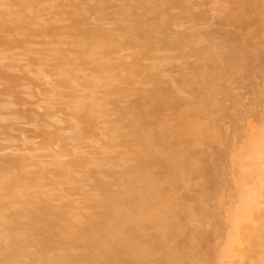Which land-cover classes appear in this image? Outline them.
<instances>
[{"label":"rangeland","instance_id":"obj_1","mask_svg":"<svg viewBox=\"0 0 264 264\" xmlns=\"http://www.w3.org/2000/svg\"><path fill=\"white\" fill-rule=\"evenodd\" d=\"M78 1H81L80 13H85L83 24L87 26V29L90 27L91 30H94L98 27L108 32L110 36L111 34L115 35V40L113 38L109 44L104 43V37L97 39L100 45H105L103 48L105 50L96 47L97 49L93 50L95 54H93L91 49L95 43L93 45L90 43L93 41V36L89 37V33L83 35L84 27L74 28L71 12L76 11L75 15H80L76 8ZM153 1L151 0V3L149 1L148 5L151 6L153 3L154 6L151 8L153 7L155 10L153 12L151 9L149 14L152 12V19L159 23L161 28L168 29L170 39L177 38L181 33L194 34L199 30H208L212 32L211 37L205 39L200 36L205 51L226 52L231 45L226 38V33H243L248 38L247 48L253 52L245 64L244 70L226 69L223 67L222 60L210 62V66L206 68L212 74L209 88L214 92L215 106H219L221 109L205 110L200 114L197 112L198 117L196 115L194 120H200L203 122L202 126L206 123L211 128L212 124L216 123L220 128V130L218 128L219 134L212 128L215 137L212 138L213 134H211L212 139L208 138L209 132L206 131L207 139L200 138L199 140V137L192 132L179 131L188 147L186 149H189V152L192 151L191 153L194 152L196 160L199 162L201 157L202 161L206 162L208 167L210 166L209 170L216 178V180L214 179L215 187L209 181L208 183L211 185L205 186L208 177H205L207 175L204 174L208 171H198L199 165L196 167L197 172L194 170V174L191 173L190 176L188 173L187 175L184 172L181 173L180 177L185 176L184 180L187 183L185 181L184 184L183 181L178 182L177 191L175 190L176 198L178 196L181 199L178 202L185 203L184 205L190 204L191 206L195 204L194 199H197V196L198 198L202 196L199 198L202 204L201 201L198 202V205L201 204V208H197L198 210L203 209L201 211L204 217L201 216V211V213L198 211L200 214H197L200 215L198 220L202 222L195 221L194 216V219L192 218L193 226L186 227L191 229L185 230L184 228L183 230L187 234L177 235L178 232H174L176 238L178 237L177 245L184 247L187 244V246L191 245L189 248L192 251H190L197 257L199 253L203 254L201 250L204 252V249L207 251L212 248L220 250L223 247L225 237L222 232L223 228H226L223 208L233 201L231 196L233 194L232 172H234V166L230 155L238 149L249 127L251 125L258 126L264 117V0H255V3L259 4V10L256 13L258 23L247 28L220 20L222 8L229 4L228 0H174V3L171 0ZM95 2H100V0H29L30 4H26L23 8L17 5L0 4V10L4 14L1 18L8 22L7 30L1 33L3 41L0 42V176L10 178L8 180H13V177L17 176V179L14 177L11 189L4 190L0 187V238L3 236V232L8 230L5 228L9 225L10 216L12 217L13 212L19 207L21 208L20 200L24 204L22 200L25 199L23 194L26 192L35 194L30 203L41 202L42 199H45L47 204L49 203V209L45 212L47 217L50 216L49 220L52 221L53 218L55 221L56 217H60L62 214V217L57 220L59 225L66 226V222H69L70 225L74 227L77 225L78 228L81 226L83 217L86 218L88 215L87 218H89L91 216L89 214L98 220L100 217H95V214L103 211L101 210L102 206H99L100 201L102 202V199L107 195L106 192L122 187L123 183H120L121 179L119 180L118 177L122 176L123 180H126L127 176L123 172L129 166L128 164L134 163L133 158L130 159L133 155L129 156L131 152L127 150L130 146L127 147L121 142L124 139L128 143L132 136L128 135L126 138L120 135L121 132L127 131L128 119L130 120L129 115L120 113V105L129 104L130 96L133 98L134 95H137L135 92L144 88L142 79L148 70L152 73L157 72L162 78L171 77L178 81L182 73L197 68L199 65L198 58L193 54L182 59L177 51L159 48V46L157 48L154 44L145 46L146 42L142 46L145 48L139 50L141 48L139 45H131L125 39L120 38L117 21L121 17L126 16L127 18L134 12V15L138 14L145 18L138 0H107L102 4ZM91 5H98L97 10L90 9ZM149 14L148 17H150ZM82 48L84 51L85 48L87 49V55ZM89 50L92 51L91 54H89ZM188 50L189 48L185 47L183 51L188 52ZM101 61L112 63L110 64L113 65L110 79L108 78L110 75L108 76L106 73L104 77L101 71L95 72L94 66ZM218 68H222L220 72H217ZM106 76H108L107 80H105ZM96 77L98 80L100 77L103 78L102 83H96ZM116 86L119 87L120 93H117ZM111 89L116 94H113ZM127 90L135 94L129 96ZM179 93L189 98L190 93L187 90H180ZM113 98L114 102L115 99L119 101V106L112 103ZM81 105L82 108H79ZM76 106L79 108L78 110L75 108ZM86 108L89 109V112L93 111L90 116L92 117L91 123L88 122V126L90 124L88 129L85 120L82 121L76 117L77 114H80L79 110L83 112V109L86 110ZM163 116L166 117L164 119H166L168 128L173 131L174 128L172 129L169 125L177 126V122L175 123L177 119L174 120L177 117L176 112L165 110ZM77 131H79L78 137ZM75 134L76 136H73ZM217 135L219 138L215 139ZM167 136L169 138L168 134L166 138ZM228 141L230 142L229 146ZM227 150L229 155H225ZM76 158L79 159V162L76 161L75 164ZM204 182L205 184H203ZM98 183H103L105 190H101V187L99 189ZM186 184L189 186L185 188ZM214 190L215 194L213 195ZM205 192L208 195L211 193L213 196L208 197ZM176 198L174 200L177 202ZM174 200L173 202H175ZM176 202L167 205H179ZM30 203L25 202L27 205L24 204V208L33 209L31 206L34 203L32 205ZM35 205H39V203ZM52 208L58 210L60 214L50 210ZM214 209L219 210L216 211V214L219 212L217 218H215L216 214L210 212ZM50 211L53 212V216H56L55 219L49 213ZM177 211L184 215V212L179 211V206H177ZM208 212L211 214L208 215ZM191 221L189 220L190 223ZM64 223L66 224L64 225ZM88 225L86 222L84 226H81V230ZM77 228L75 227V229ZM221 229H223L222 232ZM201 230L205 232L203 234L205 238L199 234L202 233ZM10 231L15 232L21 238L26 236L25 228L20 225H16ZM188 237H194L193 240L200 238L194 242ZM143 238H146L145 235ZM175 239L172 243L174 246H176ZM79 240L76 239L69 244L81 250L83 241L80 243ZM170 244L171 242H168L169 246H173ZM205 244L206 246L208 244L209 248H205ZM179 245L177 246L179 250L177 257H180L178 259L182 263L179 260L177 263L186 264L189 262V259L188 262H186L187 258L185 259L190 254H187L189 250L185 252L186 249L184 248V251ZM214 245L216 246L214 247ZM34 246H26L25 251L29 253V256L24 253L25 251L23 252L25 255H19L21 263L28 261L26 263L29 264L35 260V264H45L42 263L41 252L36 253L38 248ZM253 247L255 249L254 245L252 249ZM198 249H201V252ZM159 253H155L154 259L164 262L163 256L159 258V255H156ZM253 253L256 254L254 250L246 251L244 260H250ZM31 255H34L32 258H38L29 261ZM205 255V258H208L207 254ZM199 256L197 258L200 259L201 255ZM216 258L218 260L220 257ZM214 260V264L220 263L216 259ZM199 261V264H203L201 260ZM154 264L156 263L154 262ZM221 264L223 263L221 262Z\"/></svg>","mask_w":264,"mask_h":264},{"label":"bare ground","instance_id":"obj_2","mask_svg":"<svg viewBox=\"0 0 264 264\" xmlns=\"http://www.w3.org/2000/svg\"><path fill=\"white\" fill-rule=\"evenodd\" d=\"M1 1L2 0H0V4L17 5L20 6V8L25 7L26 4H30L29 0ZM138 1L139 5L142 6V12H144L143 16H145V18H142V16H139L138 14L134 15V12H132L133 15L131 13L127 18L126 16H123L118 21L116 20L118 23L117 28L120 32V38L123 40L125 39V41L131 45H139L141 47L139 50L145 48L147 44H154L157 48L159 46V48L177 51L182 59H185L189 54H193L199 60L198 67L191 69L186 73H182L181 78L178 81L171 77L162 78L159 74H157V72H155L156 74L153 72V74L148 70L145 72L146 74L142 79L144 88L142 87L139 92H135L137 95H134L132 98L130 95L135 93L130 90L126 91L127 95H129L131 99L129 100V104L126 106L120 105L119 110L121 114L123 113L122 115H129V129L127 127V131L125 130L121 132L122 134L120 133V135L122 137L125 136L126 138L128 135L132 136L130 137L131 139L128 143L122 138L121 139L123 141L121 140V142L127 147L130 146V149L128 148L127 150L131 152L129 156L133 155L130 159L133 158L134 163L132 164L129 160V163L131 162L132 165L128 164L129 166H127L123 172L124 175L127 176L126 180H123L122 176L118 177L119 180H123L122 182L120 180V183H123L121 184L122 187L120 186V189L115 191H109L110 194L109 192H106L107 195H105L102 199V202L100 201V204L98 203L99 206H102L101 210H103L102 213L97 215L95 214V217H100L98 220H95L96 218H92V214H89V216L91 215L89 218H87L88 215H85L86 218L83 217L80 225L84 226L86 222L89 225L82 230L81 226L77 228V225H75L78 229L77 230L74 226L70 225L71 223L69 222H66L67 224L64 223L66 226H62L63 224L59 225L57 220L62 217V214H60L58 210H53L52 208L50 210H53V212L57 211L60 214V217L53 216V212L50 211L49 213L54 217V219L56 217V220L54 221L53 218L52 221L49 220L50 216L47 217V213H45L49 209V203L47 204L45 199H42L41 202L30 203V201L35 197V194L34 192H26V194H23L25 199L22 201H24V204L26 202L27 204L30 203V205L34 203V205L31 206L33 209L29 210L27 207L24 208V204H22L20 200L21 203L19 202V204L21 208L19 207L18 210H15L12 217L10 216L11 220L9 218V225L5 228L8 230H3L5 232H3V236L0 238V264H24L28 262L26 261L21 263L19 261V255L26 254L29 256V253H26L25 251L27 245L37 246L38 249L36 253L41 252L43 259L42 263L45 264H154V262L158 264L163 262V260L154 259L155 253L158 252L160 253L156 255H159V258L160 256H163L165 260L162 264L182 263V261L178 259L180 257H177V252L179 251L177 246L179 244L177 245L178 237L176 238L175 233L178 232L177 235L181 233L184 234V228L185 230H190L191 228L186 227L193 226L192 222L194 220L200 221L198 220V216L200 215L197 214L203 209H197L201 208L200 205L202 204V201L199 198L202 196L199 198L197 196V199H194L195 204H192L191 206L190 204H187L188 208L187 205H184L185 203L180 204L178 202L181 201V199H179L178 196L176 198V186L179 185L178 182L180 181H183V184L184 181L187 183L186 180H184L185 176L180 177V175L184 172L185 175L188 173L190 176L194 170L197 172L196 167L200 165V169H198V171L201 170V172H204L206 170L209 172L204 174L207 175L205 177H208L207 181L205 180L207 185L205 182L203 183L205 186L213 184L212 186L215 187L214 184L216 178H214L213 174H211L212 172L209 170L211 169L210 166L208 167V164H205L206 162H203L201 157L199 162V160H196L194 152L191 153L192 151L189 152L190 150L186 149L188 147L185 144V140L181 137L180 132H192L199 137V140L200 138H204V140H206L208 136V138L212 139L216 136L214 135V131L212 129L214 128L218 131L219 126L216 123L212 124L211 128V126L206 123L202 126L203 122L200 120H194L196 115L200 114L202 111L221 109L219 106H215L216 100L214 98V92L209 88V82L212 78V74L206 68L210 66V62L214 63L216 60H222L224 62L223 67L226 69L244 70L245 64L253 55V52L249 51L247 48L246 44L248 38L243 33H226V38L231 43L229 50L226 52H221L219 50L214 52L205 51L200 36L205 39L211 37L212 32L208 30H199L194 34L181 33L177 38L170 39L168 29L161 28L159 23L152 19V12L149 14L151 9L153 12L155 10L153 7L151 8V6H154L153 3L151 6L148 5L151 3V0H149L150 3L148 0ZM78 2L76 4V8L79 11L77 13L80 15L76 16V11H74L75 13L71 12L72 15L70 14L72 16L71 19L73 21L74 28L77 29V27H84V30L82 31L84 33L83 35L89 33V37L93 36V41L90 43L92 45L95 43V46L91 49L92 51L96 47L105 50L103 49L105 45H100L97 42V39H102L104 37V43L106 42V44H109L113 38L115 40V35L111 34L110 36L108 32L98 27L94 30H91L90 27L87 29V26L83 24L85 13H80L79 9L81 8V1ZM103 2L105 3L107 0H100V2L95 3L102 4ZM171 2L174 3L175 1L171 0ZM228 3L230 5L227 4L222 8V14L220 16L221 21L234 23L241 28H247L258 23L256 13L259 10V4H257V2L255 3V0H228ZM97 8L98 5H91L90 9H94L96 11ZM81 14H83V16H81ZM148 14L150 17H148ZM2 15L4 16L3 12L0 10V18ZM7 23L6 19H0V42L3 41L1 33L8 28ZM81 43L84 48L83 40ZM143 43L145 44L144 47H142L144 45ZM96 44L98 45L96 46ZM185 47L189 48L188 52L183 51ZM86 51L87 49L85 48L84 52L87 55L88 52ZM92 51L89 50V54H91ZM94 51L93 54H95ZM84 52L83 54H85ZM254 53L259 54L258 52ZM110 64L112 63H108L106 61L98 62V65L96 64L97 66H94V70L96 69L95 72L101 71L104 74V77L106 74L108 76L110 75L109 77L106 76L105 80H107V77L110 79V71L113 68V65L111 66ZM222 68H218L217 72H220ZM98 77L95 79L96 83H100L103 80L101 77L98 80ZM113 88L115 91V87ZM118 88L119 87L116 86L117 93H120L121 91L120 89L118 90ZM180 90H187L190 93L188 96L189 98H186L187 96L185 97L180 95ZM114 91L112 90L113 94L116 92ZM116 100L117 99H115L114 102L113 98V101H111L112 103L114 102V105L119 106V101L117 100L116 102ZM77 106L75 108H77ZM79 108H82V105ZM79 108H77V110ZM84 109L83 112H80L79 110L78 113L80 114H77L78 116L76 115V117L79 118V120H85L84 122L86 123V128L88 129L90 126V124L88 126V122L91 123L92 117L90 116L93 111L91 112L90 110L89 112L88 108H86V110ZM95 110L97 109L95 108ZM165 110H173L176 112L177 117L175 116L176 118L174 120L177 119L175 121V123L177 122V126L173 127L174 125H169L172 129L174 128L173 131H170L166 119H164L166 118L163 116ZM205 126L206 128L209 126V128L206 129ZM206 131L207 133L209 132L210 135L208 133L207 136L205 134ZM78 132L79 131H77V137L79 135ZM219 132L220 131H218L217 134H219ZM167 134L169 135V138L168 136L166 138ZM211 134H213L212 138ZM73 136H76V134ZM73 138L75 139L76 137ZM218 138L219 135H217V138L215 139ZM227 144L229 146L230 142L228 141ZM227 154L229 155L228 150L225 151V155ZM202 158L204 159V157ZM230 158L234 166V172H232L233 194L231 196L233 201L226 206L221 205L222 207H225L223 209L225 212L226 222V228H223V232V229H221V232L225 237H223V247L220 250L214 248L215 251L213 248L207 251L203 247L205 252L198 249L199 252L202 251L203 254H207L209 258H205V254L203 255L202 253H199V255H201V258L199 259L197 258L199 255L196 257L195 254L191 253V245L187 246V244V247L179 245L180 248H183V250L184 248L186 249V251L184 250L185 252L189 250V252H187V254L190 253L188 254L189 258L187 254H180L182 256L187 255L185 259L187 258L186 262H188L189 259V262L186 264H199V260H201L203 264H214V259L220 262L219 264H221V262L223 264H264V117L258 126L251 125L249 127V130L243 137L240 146L230 155ZM76 161L78 163L79 159L76 158L74 160L75 164ZM201 163L202 166L205 164L204 166L208 168L204 166L203 168ZM14 177L13 180H8L10 178L7 179L6 177L0 176V187L4 190L11 189ZM182 178L183 180H181ZM208 181L211 184H209ZM174 184L175 187H173ZM188 184L185 185V188L186 186H189ZM98 185L99 189L101 187V190H105L103 183H98ZM180 187L182 188V186ZM200 194L202 195V191ZM214 194L215 190L213 195ZM205 195L208 194L205 192ZM213 195L210 193L208 197ZM175 198L179 205H174L176 202L174 200ZM173 200L175 202H173ZM199 201H201V204L199 203L200 205H198ZM37 203H39V205H35ZM169 203L170 205L172 203L174 204L172 206H168L167 204ZM222 203L224 202L222 201ZM177 206H179V211L184 212V215L178 213ZM214 210H210V212L215 215L216 211L219 210ZM211 213L208 212V215ZM218 213L219 212L215 215V218H217ZM201 216L204 217L203 212ZM187 223L191 225H188ZM16 225H20L25 228V238H21L15 234V232L13 233L10 231ZM5 226L6 224L4 227ZM201 232L202 233H199L200 235L205 233L203 230H201ZM144 235L146 238H143ZM194 237H188V239H192L191 241L196 242L201 236L197 239L195 238L196 241L193 240ZM202 237H204V235ZM202 237L201 239H203ZM76 239H80V243L83 241V244L81 243V250L76 247L75 249L71 246V244H69V242L74 240L76 241ZM174 239L176 240V246L172 244L174 243ZM168 242H171L173 246H169ZM251 245H254L256 250L254 247L252 249ZM215 246L216 245H214V247ZM207 247L208 244L205 248ZM249 250H254L256 254L253 253V257L250 260L245 261V252ZM23 252L25 254H23ZM32 257H34V255H31V259L29 258V261L38 258ZM216 257L220 258L217 260ZM181 258L183 259V257ZM177 260L181 263H177ZM34 261H32L33 263L29 262V264H35Z\"/></svg>","mask_w":264,"mask_h":264}]
</instances>
